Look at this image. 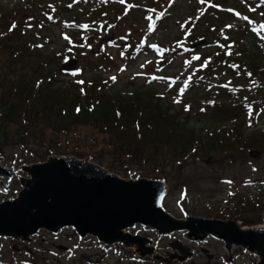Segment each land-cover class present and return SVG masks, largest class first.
Masks as SVG:
<instances>
[{"label": "rangeland", "instance_id": "rangeland-1", "mask_svg": "<svg viewBox=\"0 0 264 264\" xmlns=\"http://www.w3.org/2000/svg\"><path fill=\"white\" fill-rule=\"evenodd\" d=\"M36 2L0 0V25L4 23L7 28L13 22L27 34L32 47L40 48L45 55L57 56L55 69L60 84L100 76L109 94L150 91L184 127H178L175 136L164 137L157 145L158 154H154V149L150 156L139 160L134 157L137 160L134 161L129 155L121 157L117 150L113 151L105 144V133L87 123L76 121L74 132L58 139L52 130L44 135L32 131L26 146L17 135L18 127L10 125L5 135L0 134V150L4 152L0 153V163L15 167L17 174L11 179L0 177L8 184V189L0 190V202L14 198L22 188L19 177L28 176L19 170L24 163H16V158L39 154L31 162L35 163L44 162L51 155H74L89 157L124 178L165 179L168 191L163 206L176 217L189 213L205 218H234L245 227L264 226V147H229L224 139V134H229L223 132L236 121L242 124V134L247 137L264 130V75L242 74L237 80L241 85L229 94V88L236 82L232 72L223 62L215 63L211 70L205 69L208 61L203 60L214 54L216 42L210 29L214 26L210 25L218 24L222 39L239 36L246 55L261 56L260 67L263 66L264 0ZM188 32L194 33L191 35L196 38L194 42L185 39ZM69 58L78 60L77 69L61 71L60 66ZM3 63L6 62L0 56V77L4 75ZM229 103L235 108L227 115L212 108ZM211 140L213 143L208 144ZM47 145L55 149L49 156ZM188 146H197L198 150L188 152L185 149ZM210 146L218 148L208 150ZM77 147L105 162H97L90 155L77 156L74 153ZM128 231L150 239L146 246L153 247V254L141 257L134 248L121 243L107 245L91 235L80 237L74 228L66 227L58 233L41 229L30 241L0 237V264H256L258 261V256L244 247L233 246L228 251L222 240L211 235L203 241H192L185 232L160 234L157 229L141 224ZM175 240L193 253L184 262L178 259L180 249L172 248Z\"/></svg>", "mask_w": 264, "mask_h": 264}, {"label": "trees", "instance_id": "trees-1", "mask_svg": "<svg viewBox=\"0 0 264 264\" xmlns=\"http://www.w3.org/2000/svg\"><path fill=\"white\" fill-rule=\"evenodd\" d=\"M245 1L252 2V0ZM261 13L264 15V6ZM12 23L10 22L7 28L4 23L0 25V56L6 62L2 64L4 75L0 77V134L5 135L10 125L17 126L20 142L26 146L25 141L32 131L44 135L48 130H52L55 138L58 139L60 135L67 136L68 133L74 132V123L77 121L95 126L105 133V144L110 145L113 151L117 150L121 157L129 155V158L137 161L134 157L138 160L142 156L148 157L154 149L156 150L154 154H158L157 145L164 141V137H173L179 133L178 127H184L183 124H178L177 117L169 114L168 109L162 108L159 99L150 91L140 89L109 94L100 76H94L89 81H70L60 84L57 79L58 71L55 69L57 56L45 55L40 48L32 47L33 43L27 41V34L16 24L13 27ZM221 24L226 28L225 22ZM210 26H214L210 29L213 33L211 37L215 36L212 39L216 44L214 42V54L203 59L205 62L208 61L205 69L211 70L210 68L216 67L215 63L223 62L222 64L232 72V77L236 80L232 83L233 87L229 88L232 91H229V94L235 92V86L241 85L237 80L242 74L254 75L253 73L256 72L264 75V65L260 67L261 56L246 55L242 41L238 39L239 36L222 39L221 35H218V24ZM192 34L194 35L193 32H188L185 39L194 42L196 38L191 36ZM201 36L205 37V35ZM255 46H257L256 42ZM12 74L13 76L10 77ZM229 106L230 103L212 105V108L221 110L227 115L230 109L235 108ZM232 125L231 128L223 130L229 134H224L229 147L247 145L256 149L264 147V130L254 131L247 137L242 134L241 123L236 121ZM213 141L215 143L217 139ZM44 143L46 145V142ZM210 147L212 148L208 150L218 148V146ZM77 148L74 151L77 156L90 155L97 162L102 164L105 162L96 154ZM45 149L48 156L55 151L52 145H47ZM185 149L188 152L198 150L197 146H188ZM0 153L4 152L0 150ZM38 155H26L20 159L16 158L15 161L18 164L31 163ZM110 167L116 169L113 164H110ZM124 172L127 173V170ZM161 174L166 176L164 172Z\"/></svg>", "mask_w": 264, "mask_h": 264}, {"label": "water", "instance_id": "water-1", "mask_svg": "<svg viewBox=\"0 0 264 264\" xmlns=\"http://www.w3.org/2000/svg\"><path fill=\"white\" fill-rule=\"evenodd\" d=\"M77 66L78 60L69 58L60 70L72 71ZM19 170L28 176L19 177L22 188L14 198L0 202V237L30 241L41 229L58 233L72 227L80 237L91 235L108 245L121 243L144 257L154 252L146 246L151 240L128 231L141 224L160 234L185 232L192 241L211 235L222 240L228 251L233 246L244 247L258 256L256 264H264V226L245 227L234 218L189 213L176 217L163 206L168 191L163 178H124L89 157L74 155H51L44 162L24 163ZM16 174L15 167L0 163V177L11 179ZM2 188L8 189V184L0 178ZM172 248L182 252L181 262L193 254L177 240Z\"/></svg>", "mask_w": 264, "mask_h": 264}, {"label": "snow or ice", "instance_id": "snow-or-ice-1", "mask_svg": "<svg viewBox=\"0 0 264 264\" xmlns=\"http://www.w3.org/2000/svg\"><path fill=\"white\" fill-rule=\"evenodd\" d=\"M122 2H123V0H122ZM161 15H163V14H161ZM13 27H15V25H13ZM85 27H87V26H85ZM261 27H264V25H262ZM11 30V29H10ZM113 79H115V78H113ZM81 83H83V82H81ZM79 110V109H78Z\"/></svg>", "mask_w": 264, "mask_h": 264}, {"label": "flooded vegetation", "instance_id": "flooded-vegetation-1", "mask_svg": "<svg viewBox=\"0 0 264 264\" xmlns=\"http://www.w3.org/2000/svg\"><path fill=\"white\" fill-rule=\"evenodd\" d=\"M175 257H177V255L175 254Z\"/></svg>", "mask_w": 264, "mask_h": 264}]
</instances>
